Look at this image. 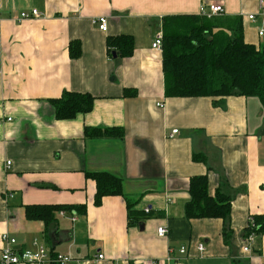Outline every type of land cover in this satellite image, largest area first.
Returning a JSON list of instances; mask_svg holds the SVG:
<instances>
[{"label": "crops", "instance_id": "crops-1", "mask_svg": "<svg viewBox=\"0 0 264 264\" xmlns=\"http://www.w3.org/2000/svg\"><path fill=\"white\" fill-rule=\"evenodd\" d=\"M205 4H222L224 17L242 19L247 44L264 45L259 0H0V258L8 234L24 256L38 242L81 264H264V236L252 254L243 251L248 218L264 215L260 101L167 98L162 52L152 49L165 17L199 15ZM32 10L40 17L14 19ZM100 17L109 19L106 33ZM120 35L135 40L131 58L109 57L107 39ZM72 42L81 44L76 60ZM126 89L136 96L125 98ZM65 91L92 95L93 110L57 120L49 100ZM87 128L123 129L125 137H88ZM102 173L122 181L123 195L96 206L90 176ZM200 176L213 196L233 192L227 220L187 219L190 182ZM128 203L138 224L129 225ZM33 205L85 211L57 214L47 233L27 219Z\"/></svg>", "mask_w": 264, "mask_h": 264}, {"label": "trees", "instance_id": "trees-1", "mask_svg": "<svg viewBox=\"0 0 264 264\" xmlns=\"http://www.w3.org/2000/svg\"><path fill=\"white\" fill-rule=\"evenodd\" d=\"M162 69L167 98H212L223 101L229 97L257 98L264 109V45L256 47L244 39L241 18L200 15L165 17L162 22ZM107 49L110 58L114 54L123 59L131 58L135 40L129 35L109 37ZM70 57L82 55L80 42H72ZM133 89L124 91L125 98L135 97ZM95 98L90 94L65 91L60 98L49 100L55 118L68 121L90 113ZM88 137L124 139L125 131L117 128L85 130ZM196 162H206L202 155H195ZM96 181L95 205L100 206L106 197L122 196V181L109 174L90 176ZM190 202L186 205L188 220L230 218L234 196L217 191L209 192L208 176L194 177L190 182ZM128 203L129 225L138 224L140 218L132 212ZM85 207L33 205L25 207L29 221H41L50 232L56 215ZM254 227L248 226L245 236H264V215L254 216ZM227 229H225V233ZM53 255V251H50Z\"/></svg>", "mask_w": 264, "mask_h": 264}, {"label": "built area", "instance_id": "built-area-1", "mask_svg": "<svg viewBox=\"0 0 264 264\" xmlns=\"http://www.w3.org/2000/svg\"><path fill=\"white\" fill-rule=\"evenodd\" d=\"M259 9L264 15V0H259ZM225 14V9L222 4H205L201 6L199 10V15L206 17L207 19H211L218 16H223ZM40 13L38 10H32L31 15L27 13H22L19 16H16L14 19L18 23H22L23 21L27 19H35L39 18ZM248 21H255V15H250L247 18ZM95 24L98 26L99 30L101 32L106 33L109 29V19L107 17H100L97 20H95ZM259 38H264V30L258 31ZM152 49L162 52L163 49V34L160 33L156 36L152 43ZM159 107H163L162 104L158 105ZM8 122H11V119L7 120ZM178 134V130H174L172 132V136ZM11 166V162H7V167ZM13 197V195L11 196ZM146 214L150 213V210L147 209ZM62 215L64 214L61 213ZM75 219H73L74 221ZM255 225V218L253 216L249 217V225L250 227H254ZM168 231L166 228H159L158 229V235L160 237H165L167 235ZM257 236L255 234H250L246 237V246L244 247L243 251L245 253L252 254L253 248L256 244ZM1 243H2V251H1V258H0V264H81L80 261H77L76 259H73L68 256H63L60 254L53 255L45 246H41L38 242L34 243V246L37 248V252L34 255H28L24 256L22 255L19 250L17 249V241L16 239L12 238L8 234H3L1 237ZM185 248H182L180 250V254H185L186 251ZM199 252L203 253L205 252V246L203 244L198 246ZM97 261H102L105 259L103 255H99L97 258ZM89 264L93 262V260L87 261ZM168 262L175 264H179V261L176 260H168Z\"/></svg>", "mask_w": 264, "mask_h": 264}, {"label": "rangeland", "instance_id": "rangeland-1", "mask_svg": "<svg viewBox=\"0 0 264 264\" xmlns=\"http://www.w3.org/2000/svg\"><path fill=\"white\" fill-rule=\"evenodd\" d=\"M223 16H224V15H223ZM218 17H219V16H218ZM263 110H264V109H263ZM263 110H262V111H263ZM263 112H264V111H263ZM226 192L229 193V194H233V192H231V191H227V190H226ZM248 225H249V218H248Z\"/></svg>", "mask_w": 264, "mask_h": 264}, {"label": "water", "instance_id": "water-1", "mask_svg": "<svg viewBox=\"0 0 264 264\" xmlns=\"http://www.w3.org/2000/svg\"><path fill=\"white\" fill-rule=\"evenodd\" d=\"M114 58H117V55L116 54H114Z\"/></svg>", "mask_w": 264, "mask_h": 264}]
</instances>
